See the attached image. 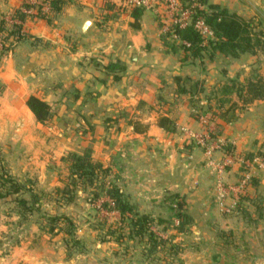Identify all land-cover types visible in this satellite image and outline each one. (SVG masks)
Instances as JSON below:
<instances>
[{
  "label": "crops",
  "instance_id": "obj_1",
  "mask_svg": "<svg viewBox=\"0 0 264 264\" xmlns=\"http://www.w3.org/2000/svg\"><path fill=\"white\" fill-rule=\"evenodd\" d=\"M23 1L0 0L6 28ZM193 2L250 20L260 46L194 57L179 41L176 50L162 41L172 24L163 0L144 9L138 28L131 8L112 16L103 0H70L49 21L28 17L22 29L30 37L0 56V129L13 123L15 140L27 136L36 119L26 100L43 98L55 114L35 123L41 135L45 128L73 152L91 147L139 214L172 218L166 197L184 203L189 230L175 234L183 250L167 264H264V169L257 160L247 167L257 183H240L241 159L264 155V0ZM109 61L124 69L107 71ZM108 248L101 246L96 264H153L144 250ZM38 259L14 248L0 264H74L63 251Z\"/></svg>",
  "mask_w": 264,
  "mask_h": 264
},
{
  "label": "rangeland",
  "instance_id": "obj_2",
  "mask_svg": "<svg viewBox=\"0 0 264 264\" xmlns=\"http://www.w3.org/2000/svg\"><path fill=\"white\" fill-rule=\"evenodd\" d=\"M108 12L112 16L119 13L115 9ZM45 13L48 14V11ZM50 107L55 114L52 106ZM25 119L27 122L30 120ZM36 122L32 121L34 125L28 129L27 136L21 135L18 140L13 138L17 131L13 123H8L6 128L0 129L2 161L8 173L23 185L20 193L13 194L12 197L26 199L25 204L15 200L0 204V259L9 250L20 248L38 256V261L46 254L57 255L63 251L66 259H72L74 264H96L98 261L96 255L99 254L101 246L106 249L115 247L122 251L126 249L143 251L147 247L146 238H129L126 227L123 231L124 238L121 241L115 239L122 224L118 212L104 205L105 201L108 202V197L100 193L94 198L91 193L92 187L84 188L77 178L71 176L66 163L62 160L70 150L63 148L61 141L48 137L45 128L42 130L44 135H41ZM112 124L113 122L109 123ZM30 134L33 138H30ZM88 150L92 156L91 147L76 152ZM92 158L102 162L93 156ZM256 160L257 166L263 170L264 155L256 156L253 161ZM253 161L250 163L244 158L242 165L247 169L248 164H252ZM247 173L248 170L242 171L240 179ZM107 179L119 186L111 168ZM161 227L156 222L151 225L153 231L166 238L169 234L163 232Z\"/></svg>",
  "mask_w": 264,
  "mask_h": 264
},
{
  "label": "trees",
  "instance_id": "obj_3",
  "mask_svg": "<svg viewBox=\"0 0 264 264\" xmlns=\"http://www.w3.org/2000/svg\"><path fill=\"white\" fill-rule=\"evenodd\" d=\"M70 0H37V3H31L24 0L23 3L13 9L10 17L13 23L9 28H6L3 22H0V56L7 50L13 49L16 44L28 37L29 34L25 33L22 29L23 23L28 17H39L50 20L48 14L59 13L63 7ZM187 3V5H186ZM48 4L49 13L46 14L42 10V6ZM183 6H189L190 0H180ZM106 8L113 9V5H106ZM33 9V13L29 14L26 10ZM121 10V9H120ZM119 10V11H120ZM144 8L132 7L130 15L133 19L131 25L138 28L140 23L139 19L142 15ZM201 17L204 22L209 26L212 31V37L206 41L200 32L194 27L196 18ZM109 15L102 17L107 20ZM191 23L184 27L170 24L168 32L162 36L164 44L171 46L176 50L175 40L180 43L177 47H181L185 53L197 57L205 52L210 56L221 53L230 56H238L244 52H253L255 47L260 46L261 39L259 33L253 30L252 22L237 13L229 12L226 9H221L217 5L209 4L206 9H193ZM34 42H39V38H34ZM172 40V43H169ZM107 71H121L124 66L118 61H109L104 65ZM118 77L115 75L114 79ZM26 105L34 115L39 123L47 122L52 116L50 105L41 97L36 95L28 96ZM116 119L107 118L108 123L114 122ZM168 119L161 117L159 125L169 129L167 126ZM135 128V126H134ZM261 154V152H257ZM1 155V154H0ZM253 153H247L245 158L253 161L255 156ZM66 166L74 178L79 180L80 185L85 187H92L94 198L99 194L104 193L108 197V202L105 201L104 205L112 207L119 214V221L122 224L119 233L115 237L117 241L124 238L123 231L128 229V237L131 239L146 238L147 247L144 249L146 258L153 264H167L173 262L174 259L182 252L183 247L181 242L174 240L175 234L187 232L190 225V217L185 211L184 203L177 198V195L166 197L170 199V204L175 209V215L172 218L153 217L148 214H139L137 207L130 201L127 195L121 188L113 181L108 180L110 175V167L104 165L102 162L94 160L90 151L87 152H67L66 156L62 157ZM242 171H246V167H242ZM74 182V179L72 180ZM249 182L257 183L256 176L250 177ZM23 189V185L16 181L7 171L4 162L0 156V204L15 200L18 203L25 204L26 199L23 197H16L13 199V194H19ZM177 221V223H175ZM161 225V230L167 232L173 230L175 233L169 234L166 238L161 237L158 233L152 230L153 223ZM69 223H71L69 221ZM113 233L116 231H112Z\"/></svg>",
  "mask_w": 264,
  "mask_h": 264
},
{
  "label": "built area",
  "instance_id": "obj_4",
  "mask_svg": "<svg viewBox=\"0 0 264 264\" xmlns=\"http://www.w3.org/2000/svg\"><path fill=\"white\" fill-rule=\"evenodd\" d=\"M105 4L113 5V9L116 11L122 10L124 8H132V7H142L144 9H151L156 4H158L161 0H103ZM29 2L36 4L37 0H29ZM168 11L170 12V19L173 25H178L179 27H184L191 23L193 9H203L201 5L197 2H193L189 6H185L183 8L180 4V0H163ZM42 9L45 11H49V6L44 4ZM27 12L32 13L33 9L26 10ZM194 27L200 32V34L204 37L205 41L212 37V31L209 26L204 22V20L199 17L194 21ZM1 47V44H0ZM209 116L201 118V122L203 124H207ZM243 160V159H241ZM251 175L249 173L244 174L240 179V183L245 185L249 182Z\"/></svg>",
  "mask_w": 264,
  "mask_h": 264
},
{
  "label": "water",
  "instance_id": "obj_5",
  "mask_svg": "<svg viewBox=\"0 0 264 264\" xmlns=\"http://www.w3.org/2000/svg\"><path fill=\"white\" fill-rule=\"evenodd\" d=\"M88 23H89V22L87 21V22L85 23V26L88 25Z\"/></svg>",
  "mask_w": 264,
  "mask_h": 264
}]
</instances>
